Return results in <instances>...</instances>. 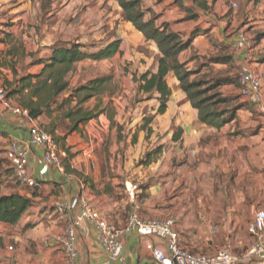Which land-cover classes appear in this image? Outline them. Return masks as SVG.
Segmentation results:
<instances>
[{"label":"crops","instance_id":"0c3cea01","mask_svg":"<svg viewBox=\"0 0 264 264\" xmlns=\"http://www.w3.org/2000/svg\"><path fill=\"white\" fill-rule=\"evenodd\" d=\"M95 1L98 3L97 0ZM183 1L184 3L181 6L177 4L176 0H151V17H157L158 24H168L173 31L180 32L185 39L190 38L195 31H200L201 33L195 38L191 49L181 55V61L189 60L191 57H198L197 59L203 62L202 66H204V69L202 73H210L213 78L230 77L232 76L230 69L231 67H235L236 73L238 72L239 75L243 72H252L259 75L264 82V53L260 52L262 49H258L255 46L253 38L249 34L251 31L248 32L249 29H247L249 28L247 26L248 23L253 21L250 17L254 15L255 11L263 14L264 0L257 5L244 0L246 1L245 5L247 8L242 13V17H244L242 20H240V17L234 15L235 13L231 12V8L224 4L223 0H203L210 7L207 12L198 11L193 0ZM54 2L59 4L60 0H49L45 5L50 3L51 7L54 8L56 5ZM66 3L69 2L67 1ZM34 4L39 8L40 12L41 5L39 4V0H0V11L9 10L10 12H8L10 15L7 20L4 17H0V87H4V89H7L5 82L12 83L17 76L39 74L44 64L38 65L37 63L46 60L51 52L50 48L56 44V42L49 44V40L46 37L47 39L43 40L42 45L39 44L41 47H38L43 50L39 52H37L38 48L35 50V54L38 57L37 63L33 62V56H30L31 58L28 60L27 55L32 54L33 51L29 49L27 44L25 45L24 43L20 53L16 52V50H11L9 41L21 36L13 28L18 24V20H22L19 13H15L13 10L18 8V6L25 7L26 5L32 6ZM251 7L255 8V11L251 12ZM190 9L198 15L197 19L188 18L189 13L187 10ZM100 11L99 14L102 16L103 12L102 10ZM218 21H221V23ZM178 23L184 25V28L179 29ZM12 31L14 32L13 35L11 34ZM237 32L246 33L247 38L254 44L255 48L251 60H246L242 56L243 53L234 55L233 46L237 41ZM259 39H264V35L258 36L257 40ZM60 42L65 41L60 40ZM151 44L153 45L152 48L155 55H158L159 51L156 45L154 43ZM225 47L229 49L228 52L231 55V60L227 62L219 61L220 59L225 60L223 58ZM186 53H190L191 56L183 59ZM208 53L214 55L207 58L200 57L209 56L207 55ZM22 54H24V59H21ZM213 57H215L216 62L210 63L209 59ZM217 59L219 60L217 61ZM23 60L26 64V72L24 74L19 69L20 63ZM199 60H194L191 67H196ZM34 68H38V71L33 72ZM120 69L123 70L122 68ZM124 80L126 81V78ZM168 84L172 90V96L168 102L167 112L163 115H156L154 113L155 119L150 133L148 129L142 131H139L140 129H131L130 138L132 139V136L137 131H139V138L136 144H132L131 139L127 140L126 144L132 149L134 147L140 149L142 146L150 148L151 144L155 145L156 137L166 136L165 140L161 143L164 145V148L167 147L176 151L181 149L178 164L181 165L180 173H182L185 171L184 166L194 158L196 159L203 148L209 149L210 145L213 144L212 142L204 144L209 139L220 136V138H223V140L220 139L221 143L228 145L231 140L228 141L229 137L227 133H234L235 131H233L234 129H197V126L195 129H189V121L184 125L182 123L184 118H181L179 114L185 110L186 112H190L191 121L194 123V120L199 122L198 113L192 109L191 104L187 101L186 95L181 91L179 82L175 76H169ZM236 86L239 87L238 91L240 92L239 81L235 82ZM229 87H234V85L222 88V94L229 96L226 93ZM9 100L14 105L20 106L16 99L10 98ZM254 105L256 104L254 103ZM257 107L260 114H264V103L262 105L257 104ZM102 116L106 117L104 114ZM171 116H174L173 127L178 129H170ZM45 120H48V122L54 121L55 114L52 117L43 115L37 119V122L45 128ZM28 128L29 124L25 119L8 113L3 103L0 102V197L20 194L32 197L34 201L33 207L27 211L18 225L11 227L0 224V264H65L59 240L63 237L70 221L74 220L79 214L80 208L70 211L62 209V205H69L75 199L84 198L89 201L104 219L118 228L125 226L128 213L133 208L138 210L143 219L151 220V172L157 170V165H139L135 168H128L131 164L126 163L125 171L128 174L125 175L124 171L120 170L117 173H113L114 169L111 170L113 174L110 173L108 167H113V161L105 164L106 169L102 168L98 161L89 162L88 160H82L81 162L80 153L76 151L81 148L82 150L85 149L81 133H73L64 141L65 145L70 148L71 153L77 154L71 161V168L74 173H67L66 170L60 172L52 167H48L42 160L41 153L34 149L29 156L28 167L33 178L42 184L36 192L37 194L20 188L14 179L12 169H10L5 160V152L12 141H23L27 138ZM175 132H180L178 140H174L173 138L174 134H176ZM55 135L59 136L58 129H56ZM60 136L64 137V134ZM151 138L154 142H151ZM231 139L237 140L234 141L236 148H242L248 152L245 153L248 159V173H251L252 157L257 153H259L260 159L256 166L264 168V128L257 129V132L253 135L248 133V131H243L237 138L233 136ZM119 144L123 145L122 142ZM5 163L7 164L5 165ZM167 164L170 165L171 161ZM185 175L188 179H191L193 173L187 171ZM128 182L145 183L142 185V190L139 193H142L141 199L138 194L136 201H131L125 188H120L121 184L125 187V184ZM257 203L264 205L261 201H257ZM128 206H130L129 210ZM253 207L257 208L256 206ZM157 218L160 217L158 216ZM154 242L157 245L163 244L158 239H154ZM10 248L12 250H9ZM76 250L77 264L151 263L150 255L145 248V239L136 232H129L125 235L120 257L113 258L106 248L101 245L95 225L88 222L76 228Z\"/></svg>","mask_w":264,"mask_h":264},{"label":"rangeland","instance_id":"374dc122","mask_svg":"<svg viewBox=\"0 0 264 264\" xmlns=\"http://www.w3.org/2000/svg\"><path fill=\"white\" fill-rule=\"evenodd\" d=\"M48 1L39 0L40 12L35 4L25 7L18 6L13 10L19 13L22 20H18V24L12 27L21 34L20 37L14 36L15 38L9 41L12 51L16 50L20 53L25 43L33 51L32 54H35V50L41 47L46 37L49 44L60 42V40L66 43L79 41L88 48L90 53L105 47L114 40L121 41L122 55H117L108 61H84L76 66L75 72L70 77L72 88L97 77L110 76L112 78L106 93L100 98L101 108L107 107L104 115L110 123V128L105 133V138L95 143L91 157L85 154L91 151L88 137L84 134V128L82 129L81 135L85 149L76 150L80 153V161H98L99 165L105 169V164L113 161V167H108L110 173H117L120 170L126 175L128 174L125 171L126 163L131 164L128 168L138 167L151 153L152 164L157 165V170L151 172V220L174 217L177 220L182 244L191 253L212 254L224 247L227 242L231 244L236 255L244 253L252 245V237L248 232V226L253 218L252 207L256 206L264 210V205L257 203V201L264 203V168L256 166L260 159L257 153L252 157L251 173H248V159L245 155L248 152L242 148H236L234 141L237 140H232L231 137L237 138L243 131H248L253 135L257 129L264 128V114H260L257 104L254 105L248 99L243 98L238 91V86L229 87L226 93L231 99H235L231 107H242L238 111L236 121L223 128L234 129V133H227L228 141L231 140V142L228 145L221 143L220 139L223 140V138L220 136L209 139L204 143H213L209 149L203 148L196 159L192 160L193 162L190 161L184 166L185 171L180 173L181 165L178 163L181 149L176 151L164 148L161 143L165 140V135V137H156L155 145L151 144L150 148L142 146L140 149L135 147L132 149L126 144V141L131 139V129H142L145 120L152 117L159 106L155 99L146 101L147 96L137 95V86L131 78L135 73L141 74L146 70L155 69L157 56L151 42H147L142 34L123 20L122 9L116 0H97L98 3L95 0H60L59 4L54 2L56 4L54 8L50 3L45 5ZM67 1L69 3H66ZM223 1L231 8V12L235 13L234 15L240 17V20L244 18L242 13L247 8L246 1ZM176 2L181 6L184 3L183 0H176ZM142 6L148 12V19L151 17V0H142ZM99 9L103 12L102 16L99 14L101 12ZM250 11H255V8L251 7ZM8 12L9 10L0 11V17L7 20L10 15ZM262 13L255 11L250 17L253 21L248 23L249 28L247 29H249L248 32L251 31L249 34L255 46L262 49L260 52L264 53V39L263 41L257 40L258 36L264 35V10ZM191 15L192 13L188 18ZM218 22L221 23V21ZM178 27L182 29L184 25L178 23ZM11 34L13 35L14 32L12 31ZM42 50L38 48L37 52ZM32 54L27 55L28 60ZM22 55L21 59H24V54ZM207 55L209 56L200 57L207 58L214 54L208 53ZM188 56H191L190 53L184 54L183 59ZM19 69L22 74L26 72L24 60L21 61ZM230 70L233 81L238 82L239 74L236 73L235 67H231ZM34 71H38V68H34ZM69 96L70 91L61 97L69 98ZM98 103L99 100H92L86 107L92 109L99 105ZM54 114V121L45 120V128L51 131V125L56 122L58 137H62L60 135L65 133L67 122L59 119L61 112ZM179 115L184 118L182 121L184 125L189 121V129H195L196 126L197 129H213L196 120L193 123L190 112L186 110ZM170 122V129H178L173 127L174 116H171ZM193 124H195L194 128ZM151 126L153 123L150 129H152ZM119 127L123 129L124 140H119L116 134ZM121 142L123 145L119 144ZM151 142H154L152 138ZM169 161H171L170 165L167 164ZM186 169L193 173L191 179L186 177ZM144 184V182L138 184L141 190ZM120 188L125 187L121 184ZM141 195L142 193L139 194L140 199ZM129 209L130 206H128Z\"/></svg>","mask_w":264,"mask_h":264},{"label":"trees","instance_id":"16d2710c","mask_svg":"<svg viewBox=\"0 0 264 264\" xmlns=\"http://www.w3.org/2000/svg\"><path fill=\"white\" fill-rule=\"evenodd\" d=\"M116 1L122 9L123 20L142 34L147 42L154 43L159 51L156 55L155 69L146 70L141 74L135 73L132 76L133 82L137 86V95L147 96L146 101L155 99L159 103L156 115H163L168 110V102L172 96L168 78L173 75L177 78L180 89L186 95L192 109L197 111L198 120L202 125L213 129H223L226 125L236 121L238 111L242 107H231L235 99H231L221 92L225 86L235 85L236 81H233V77L213 78L210 73L203 74V62H200L198 57L181 61V55L191 49L195 38L201 34L200 31L193 32L190 38L185 39L180 32L173 31L168 24H158L157 17L152 16L147 19L148 12L143 8L142 0ZM247 1L257 5L263 0ZM193 3L202 11L207 12L210 9L206 1L193 0ZM187 12L192 13L191 19L198 18L193 10L190 9ZM87 49L79 42H57L50 48L51 52L46 60L38 62L37 54L32 55L33 62H38V65L44 64L39 74L20 75L12 83L5 82L7 98L16 99L23 109L29 111L32 118L38 119L43 115L52 116L56 112H61L59 119L67 122L64 137L55 135L56 129H58L56 122L51 125L49 132L55 136L61 149L66 153L63 165L67 173H74L71 161L75 158V154L71 153L64 141L73 133L82 134V127L106 112L107 107L101 108L100 98L104 96L108 84L112 80L110 76L97 77L72 88L70 77L79 63L87 60L94 62L111 60L117 55L123 54L121 41L118 39L105 47L98 48L93 53ZM228 51L229 49L225 47L223 50L225 60L217 59V61L231 60ZM214 58H210L209 62H216ZM194 60H199L197 66L191 67ZM68 91H70L69 98L61 97ZM92 100H99V105L92 109L87 108L86 105ZM154 119V115L146 119L144 126L139 131L148 129L150 133L149 127ZM122 130L119 127L116 133L119 140L125 139ZM139 131L132 136V144L137 143ZM179 137L180 132H177L174 140H178ZM151 156L152 154L149 153L141 164L144 166L152 164ZM41 184L39 182L40 186ZM39 188L27 190L37 194ZM33 205V198L27 195L12 194L0 197V224L15 227Z\"/></svg>","mask_w":264,"mask_h":264},{"label":"built area","instance_id":"2783aa9c","mask_svg":"<svg viewBox=\"0 0 264 264\" xmlns=\"http://www.w3.org/2000/svg\"><path fill=\"white\" fill-rule=\"evenodd\" d=\"M236 36L237 41L233 46L234 55L243 53L242 56L246 60H251L255 48L253 42L244 32H237ZM239 84L240 95L243 98L258 105L264 103V82L259 75L243 72L239 75ZM0 102L8 113L22 117L29 124L27 138L23 141H12L5 152V160L12 169L18 186L22 189L40 187L28 167L29 156L34 149L41 153L42 160L48 167L64 172L63 158L66 157V153L61 149L55 136L39 125L37 119L32 118L28 110L14 105L7 98L4 87H0ZM109 128L108 119L102 115L84 127V134L88 137L91 151V153L85 152L87 156L91 157L95 143L105 138ZM125 190L131 201H136L141 191L136 182L126 183ZM77 208H80L79 214L70 221L63 237L59 240L65 264H77L76 228L86 222L95 225L101 245L113 258L120 257L125 235L136 232L145 239V248L151 258L150 264H264V210L262 209L252 208L253 218L248 226L252 245L241 255H236L229 242L212 254L191 253L182 244L177 231V220L174 217L146 220L140 216L137 209L133 208L128 213L125 226L118 228L104 219L84 198L75 199L69 205H62V209L70 211ZM154 239L162 241L163 244H155Z\"/></svg>","mask_w":264,"mask_h":264}]
</instances>
